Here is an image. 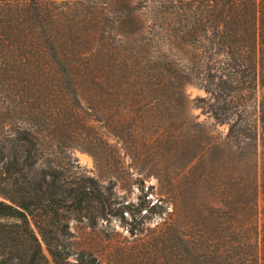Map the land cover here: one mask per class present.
Wrapping results in <instances>:
<instances>
[{"label":"trees","instance_id":"16d2710c","mask_svg":"<svg viewBox=\"0 0 264 264\" xmlns=\"http://www.w3.org/2000/svg\"><path fill=\"white\" fill-rule=\"evenodd\" d=\"M116 1L0 0V264H264V0H153L151 30ZM190 83L225 136L191 115ZM125 157L156 202L120 194L145 184ZM73 220L108 254L76 248Z\"/></svg>","mask_w":264,"mask_h":264},{"label":"rangeland","instance_id":"374dc122","mask_svg":"<svg viewBox=\"0 0 264 264\" xmlns=\"http://www.w3.org/2000/svg\"><path fill=\"white\" fill-rule=\"evenodd\" d=\"M104 4H101V7L99 8H109L117 13L122 14V12L125 10L122 3L120 1L116 0H104ZM133 4L140 8V12L143 13V18L146 20V27H148L149 30L153 28V17H154V5L153 0H132ZM103 5V6H102ZM137 24L134 22H130L125 27H123V30H126V32H135L137 29ZM1 52V47H0ZM185 54V50L183 52ZM1 54H5V50L2 51ZM7 60H8V55ZM4 58V57H3ZM2 58V60H4ZM5 61V60H4ZM185 92L189 97L190 100V113L193 117H195L198 121L201 123L207 125L211 129L216 130L218 133H220L222 136H225L229 130V124L227 123H220L210 112L208 111V94L205 91L203 87L196 83H190L185 86ZM11 92H9L6 87L0 86V106H5L6 103H8L7 96H10ZM205 100V101H202ZM5 110H1L0 108V127L4 124H10V125H16L13 124L14 121L8 120L6 123H3L5 120ZM109 141L112 143H116V139L113 137L109 138ZM122 154H124V151H121ZM68 156H71L73 160H76V162L82 167V169L85 170L90 175H97L100 174L97 167L95 160L93 156L80 148H74L67 152ZM68 160V158L65 159V161ZM125 165L128 167V169L131 171V175L133 180L137 179L138 177H141L144 179V189L142 190L140 185L138 183H132L130 185V191H128V187H125L124 189L119 188V192L121 195H126L127 199L129 201H138V197L141 193L148 194V198L154 203L156 202L159 197L161 196L160 188H159V179L155 175H145L144 173H139L131 164V159L129 157L124 158ZM169 210H172V206H169ZM166 215V213H165ZM163 220V217L156 216L150 223V227L156 226L158 223H160ZM71 228L74 232V245L76 248H92L94 251H96L99 254H108L109 252V241L106 237V233H101L99 230H92L91 228H88L83 222H78L73 220L71 222ZM116 230L120 233V237L118 238L120 241L125 242V239H129V241L132 239L130 237V233L127 227L122 226L119 222L116 223ZM50 264H54L52 260L50 261Z\"/></svg>","mask_w":264,"mask_h":264}]
</instances>
